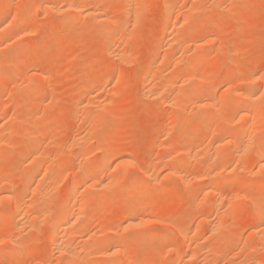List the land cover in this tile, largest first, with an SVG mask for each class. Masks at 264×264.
Returning a JSON list of instances; mask_svg holds the SVG:
<instances>
[{"label":"rangeland","instance_id":"rangeland-1","mask_svg":"<svg viewBox=\"0 0 264 264\" xmlns=\"http://www.w3.org/2000/svg\"><path fill=\"white\" fill-rule=\"evenodd\" d=\"M111 1H110L111 3L107 2L108 7L106 6L107 3L103 1H100L98 3L99 6L100 5L102 6V7L101 6L98 7L99 9L101 8L108 9L107 11L103 10V12L108 13L109 15L112 14L111 16L115 19V20L113 19V22L115 21L114 23L113 22L109 24L105 23L103 27L105 28V34L109 32L107 34L114 35L113 41L115 45L114 44L113 46L111 45V49L109 48V50H106V47L104 45L105 44L104 42L106 41H105V36L103 35L104 29L102 30V27H100L101 25L99 26L100 23L97 20L91 19L90 17H87V16H85V18L82 16L81 18V16L79 15H74L73 22L69 26H67L66 24L62 23L63 16L65 15L64 12L63 13L59 12L60 15L59 13H56V12H53V15L52 14L50 15L48 11H46L48 12L47 14L45 13L44 7H45L46 0H0V6L5 5V3L7 4L8 6L7 8H9L10 10L9 14H11L9 18L13 21L12 18L15 17L14 19L15 22L14 21H13L14 23L12 22L13 25L16 24V21L18 20L20 16L22 17V15L23 17H26L27 15L33 17L32 21L28 24L29 27L26 30L27 33H25L24 31L26 28L23 30L24 27L22 26L23 28L21 29V27L19 26L17 28H20L19 30L24 31V33H22L23 35L18 34L20 32L18 30L16 31L14 30V32H12L13 31L12 30L11 32H9L10 35L9 33H7L8 35L6 34L3 39L0 36V40L2 39L0 41L1 42L0 44H3V46L0 47V50H1L0 52L2 53L0 55H3V57L4 55L5 56L8 55L6 56V58L8 57L6 61L7 60L9 61L7 62L8 65L11 64V60H9L10 59L9 56L10 55L13 56V53H15L14 49L19 46L22 47L23 45L22 47L23 54L20 53L22 56L20 57L16 55L14 57L15 60L19 57L21 59L18 60L19 62L15 61L12 63V67L16 65V67H18L19 69L14 67L15 70H13L14 68L11 67L12 68L11 69L10 67H7L8 65H6V62L4 61L5 58L0 59V61L3 60L2 63L0 62V74H1L0 75V127L1 129L2 128L6 129V131L4 130L5 132H2L1 130V133H2L1 135L5 137L2 136L3 138L2 137L0 138V140L2 139V142L0 141V165H2V167L0 166V172H1L0 175L2 174V170H4L3 172H5V174H3V176L1 175L0 177V192L2 191V189L4 190L7 189V186H6L7 182H9L10 178L13 179L14 177L13 175H16V173L20 174V170H19L20 168H21L22 173L26 172L25 170H28L27 168H30V165H31L30 161H32L34 157L33 151H35L36 148L38 151L40 150L39 151L40 153H43L42 151H46L49 149L48 152H45L46 154L50 152V154H47L49 155L48 156L49 158L55 156L52 159H49L46 156L42 160L43 165L41 164V167H44L45 165H47V167L45 166L44 167L45 169L42 168L41 171L44 172L46 168H49V169L54 168L55 170H58L56 172L54 171L55 173L62 174V175L60 174V178L55 179L56 182H54V180L51 181V182H54V185H53L54 187L51 185L53 183L50 182L51 184H46L49 182L43 180V178L45 177L43 176L44 175L43 172H40V175L38 174L33 179H30L28 181L32 183V181L35 180L33 182L34 183L33 186H37L43 182L44 184H46L44 187H47V185H50L47 188L49 189L47 193L49 192L51 194H48L49 196L46 198H42V200L48 199L49 201V198L52 195V191L55 190L53 191L55 193V196L52 195L54 198L52 197V200L50 202V206L48 209L51 212V214L49 212L50 217L47 218L46 220L44 218H41V220L43 221L42 224H44V226L42 224L40 226L42 232L40 230L39 231L36 230V229H39L38 228L40 225L39 223L37 227L32 228L35 232L34 231L30 232L29 231L30 228L29 229L27 228V230L25 229L26 231L25 230L24 231L26 235L24 232L23 233L21 232L22 234L20 235V232L14 230V227L16 225L15 223L18 221L15 216L3 219L0 222V239L1 237H3V240L1 239L0 242L2 246L6 244L5 248L7 249L4 250L5 254H3L4 253L3 250H2V254L0 253V255L3 257L2 258L0 256V258H2L0 259V262L3 264H8L11 262V260L13 261L12 257L15 258L14 256H16V254L20 257L21 255L19 254L20 253L23 254L24 253L23 251H25V254H23L21 257L22 259L21 258L19 259V257L16 256V258L18 259L16 260L15 258V261H17L15 264H17L18 261L20 264H60V263L63 264L65 259L63 257H60L61 255L59 253L57 254L56 251H54L55 249H54V246H52L53 243L51 241V238L50 237L48 238V235H47L48 231L50 230L48 229L49 227L48 225L50 224L51 226L52 224L51 222L53 220L51 219V217L54 216V213L57 214L56 211L59 210L58 206L60 202L61 204L63 203L62 202L63 200L61 201L60 199H63V196L67 191L69 184L71 182L72 175H76V173L79 171L78 169H80L84 164H86L87 162L86 160H89V161L92 160L93 162L100 163L99 160H102L103 157H107L105 155V152H107V150H109V147H110V149L113 148L114 150L113 154H115L117 150L118 151L116 152L117 153L116 156L111 155L107 159L108 161L107 164L111 163V167L109 165L110 171L107 170L109 174H106L107 172H105V177L101 176L100 174L101 171L100 173H97V171L99 172V170H95V169L93 173L100 174L99 176H97L98 178L100 177L107 178L109 175H111L112 172L113 173L119 172L121 169V167L118 168L119 166H121L120 164L122 163L123 165L125 164V162L127 163L125 159L123 160V162L121 160L125 156L126 160H129V162L132 165L131 167V165L127 163V167L128 166L129 167L128 169L126 168L127 170H125L126 176H127L126 177L127 180L125 181L127 182L129 181V179L131 180L134 177L135 179L141 178L142 180L146 182L147 186L150 187L151 185L152 187V191L149 197V204H147L148 209H149L148 213L138 214L139 216L140 215L144 216L145 221L148 223L144 222V225H141V228H139L140 226L131 227L132 229L129 228V230H125L124 225L122 226L123 224V222H121L122 218L120 216L118 217L119 215L118 212H120L122 208L126 207V203L124 202L127 198L126 197L127 193H125L126 192L124 188L125 185L123 184L120 185L121 187L118 186V188H115L116 191L113 190L112 193H110L111 191L109 192L107 189H101V187L97 189L95 188V191L92 192V196L95 195L94 197L100 198V197H103L104 195L105 196L108 195L109 193L111 195L110 201L107 204H105L103 208L101 206L98 207L97 204H94L91 200L87 201L85 196L82 193H80L76 196L77 200L75 199V202L77 203L78 200L80 201V203L82 202L81 204L77 203L78 207H80L79 205H82L81 206L82 215L83 214L85 215V213H86V216H88L87 214L91 215L89 216V218L91 217V219L85 216L87 218V219L85 218V221H86V224L89 223V221L91 222L90 226L88 225L89 227L86 226V228H89L87 230L88 231L92 230V232L90 231L91 232L90 234L86 230H83V231H86L87 234H90L91 236L94 232H95L94 234H96V231L98 234V235L97 234L95 235V238H94V235L92 236V238L89 235V239H91L90 241L95 242V244L93 245L97 246V241H102L103 239L102 236H105V237L109 235L114 236V237L127 236V237L133 238V240L142 237L144 241L138 244H135L136 241H133V246L130 250L123 249L125 250L126 255H124V257L127 261V264L129 263L139 264V262L141 264H144L145 259H149V264H169V263L170 264H215V263L216 264H220V263L226 264L227 262H229V264H233L232 262H235L234 264H238V263L239 264H242V263L244 264H264V223L262 224V223L257 222V224L253 225V223H255V221L258 220L259 215H262L264 213V211H262L264 210V208H262L261 206L255 207L256 205L255 206L252 205L254 203H258L257 201H259L260 199L264 200V177L263 178L261 177V179H259L260 177L257 174V172L260 170V165L263 162L262 159H264V156H263L264 152L262 150L264 149L263 148L264 147V116L262 115L260 116L263 118L258 117V119L260 118L259 119L261 122L260 125L257 122L258 119L256 121V124L260 128L258 127L256 128L257 125L252 124L251 127L249 126L250 128L248 127L249 129L248 128L246 129L247 131L245 130L244 132L243 130H241L237 134L238 138L240 139L243 138V140H247L246 138H244L245 136L244 134H246L248 130H250V132H248L246 136L252 135L258 138L256 141H254L253 145L251 143L252 148H249L251 152L253 151L252 152L253 154L250 155L251 157H246V158L245 156L242 157V159L245 158L243 159L244 162L248 164H245L244 162L242 163V161H240L241 159L239 160L238 159L239 157L234 155L235 150L233 147H229L228 149V147L225 148L223 146V149H219L216 144V140L220 139L219 137L216 138L218 136L217 133H219L218 130L224 125L225 123L224 119H227V120L234 119L233 121H235V123H237L238 121V115L236 114L237 109L235 110L232 108L230 109L227 106H224L222 104V101L224 100L226 93L229 94L231 92L232 97H237V98L239 97L240 99L241 95L239 94H242V93H239V91L246 93L249 87V85L247 84L248 81L254 84H257V85L264 84L263 82L264 81V0H231V1L230 0L228 1L227 0H155V1L151 0V2L153 1L154 3L152 2L153 3L152 5H149L150 4L149 3L147 5L148 8L147 7L145 8L142 5L141 8L139 7L140 11L139 10L136 11V4L134 3L132 9H134L135 12L132 13L133 11L132 12H130V10L128 11L131 14H134L133 16L130 15L129 19H128L129 15L126 12L127 11L126 9L128 7L129 9H131L130 7L132 6V3L135 0L134 1L129 0V2L131 1L129 3L131 4L130 6L128 5L127 0H126L127 2H125V0L124 1L120 0V2L119 0L117 1L111 0ZM60 2H59V5H62L64 3V2L63 3L62 2L60 3ZM124 2L127 4H125ZM167 2L169 5H172L170 4L172 2L174 3L181 2L178 4L179 9L178 8L177 9L179 11L177 10L178 13L177 12L176 13L178 15L176 16V19L174 20L175 24L176 22L177 24L178 23L179 24L175 25L176 27L174 31L172 30V28L170 29L173 32L168 30L169 28L167 29V27H165V24L163 23L164 13L167 8L166 7ZM198 2H201V3L198 4ZM229 2L230 3L233 2L234 5L233 4L230 5ZM222 3H224L225 6L227 5L226 7L228 8L224 7V5H222L221 7ZM17 7L20 9L21 12H19ZM198 7L199 9H197ZM29 8L31 11L32 10L34 11L31 12ZM109 8L111 9L110 13H109V10H110ZM15 10H17L16 13L18 14L24 13L25 16L24 14L22 15L19 14L20 16L16 14V16H18L16 18V16H14L13 14ZM42 10H43V14L45 13V15L42 14ZM28 11H29V14L27 13ZM35 11H36V14H35ZM37 14H38V18H37ZM125 14H127L128 16ZM49 16H52V17H49ZM182 16L184 18H182ZM134 17L135 19H133ZM11 20L9 22H11ZM36 20H38V22H35ZM126 23L128 24L127 25L128 27L124 26ZM114 24L117 26L116 28L117 31L115 30ZM117 24H120V25H117ZM28 25H26V27ZM129 25L131 28L129 27ZM134 25H136V27ZM108 26L111 28L109 29ZM163 27L166 28L167 30L163 29ZM118 30L120 31L118 32ZM134 30H136V32ZM176 31H179V32H176ZM169 33L170 34L174 33L176 35L177 33H179L178 35L182 33L183 36L180 35L179 38L181 37L180 39L184 40V42L180 40L179 44L177 42L176 45H174L175 44L174 43L172 47L169 46L168 48V46L164 43V41H166L165 40L166 37H164V35L166 34L167 36ZM25 34H27L28 36L26 35L27 36L26 37ZM6 36L10 37L9 38L10 42L8 40V37ZM25 38H27L28 40ZM21 39H23L22 42H21ZM11 44L13 45L11 46ZM162 44H163V47H161ZM177 44L178 46L180 45V47H178ZM119 48H121L120 49L122 50L121 52L125 50L124 52H126V54L127 53L129 54V55L128 54L126 55L123 52V54H125V63L123 61L122 62L118 61L114 57V54L117 52V50L120 51ZM3 49L7 52V54L5 53V51L2 52ZM198 49L200 53L198 52ZM105 52H107L108 54ZM166 52H167V55L169 54L168 56L166 55ZM200 55L204 57L202 61L199 59L195 61L194 58ZM163 56L166 57L167 59H165ZM161 58L162 60L163 59L165 60L161 62ZM181 58H182L181 61H183L184 58L187 59L186 60L187 62L190 61L191 63L190 68H187V70L185 69L186 71H184V69L181 71L182 69L181 68L179 72H176L178 71V69L174 68L176 67L174 66V64H176L175 61H178V59L180 60ZM154 60L155 61L158 60L159 62L158 61L155 62ZM12 61L14 60L12 59ZM171 62L172 63L175 62V63L172 64ZM166 64L168 65V67L163 68L164 69L163 70L162 67H166ZM184 64H185V61H184ZM150 65H152L154 69L150 70L149 74L151 76L148 75L149 77L148 78L146 77V82L144 81L143 83V79L145 80L144 78L145 76L143 77L144 75L143 73L146 70V68L147 69L152 68V66L150 67ZM160 67H161V70L159 69ZM6 68H10V72H11V73L9 72L10 74L8 73L9 69L7 70ZM157 69L158 71L163 70L162 72H160V75L158 76L159 80L161 81L156 80L157 78L156 72H158ZM16 70H18V72ZM19 70L20 72L22 73L24 72L25 74L22 76ZM15 71L16 73H14ZM27 71L31 73L29 74L30 77L29 76L26 77L27 81H25L23 77L26 74H28L26 73ZM182 72L183 74H181ZM2 73L4 74L2 75ZM17 73H19V75ZM161 73L168 75L169 77L170 75L172 76V74L174 73H175L174 75H176V76L173 75L174 77L179 78L181 76L180 77L181 80L179 79L180 82L179 80H176L179 82V84L177 83L179 85V88L177 89L176 93L184 89L185 85L184 83L181 82L183 80L186 81L185 84H188L187 80L190 81L191 82L190 86H192V88L201 87V86L206 88V86H209L211 89L210 92H208L209 94L205 93L202 96H204L205 98H209L210 96H212L210 100H207L204 97H201L199 92L198 94L200 95V99L202 100L204 99L203 100L204 103H209V102L211 104L217 103V106L213 104L214 107L212 105L210 107L208 106L201 107V108H206V109L209 108L207 110L201 109V108L196 109V107L194 106L195 104L194 102H193L194 104L192 105V101L194 99L190 100L189 96H192L193 94L192 90L195 91L194 94H196L197 92L195 88L191 90V87H188V85L186 89H187V92H189V96H188L189 100L188 98H185L184 97L185 95H184L183 96L184 101L185 99H187V103L182 100L184 104L183 102L179 104L181 100L180 99L181 96L179 95L178 97V94L176 95V93L174 95L173 93L174 89L172 90V92L170 90L166 91V94L163 92L162 94H160V96H155V97L149 96L148 92H146L147 91L146 89H148L149 86L157 84L158 83L157 81L163 82L165 79H167L168 76H166L164 80H162L163 78L160 79V77L165 76ZM192 73L196 77L193 76ZM120 75L122 78L120 77ZM183 75H187V77L186 76L184 77ZM256 75L258 77H256ZM189 76L194 77V78L193 77L190 78L192 79L193 82L189 79ZM43 77H44V80H43ZM107 77H109L108 79L109 81L107 80ZM150 77H153V78H150ZM118 78L122 79L123 81L119 80ZM226 79L228 82L226 81ZM258 79H260L262 82L260 83V80ZM118 80L120 82L122 81L121 84L117 83ZM169 80L175 81V79H171V78ZM35 81L36 83H34ZM38 81L40 85L37 84ZM43 81L45 82L42 84ZM151 81L153 82L151 83ZM200 82L201 83L203 82V84H201ZM29 83H32V84L28 86ZM33 83L41 87V93L39 94V97L35 105L33 107H29V105H27L28 100L25 98V95H27L28 93L27 89H29L31 85H34ZM193 83L195 84V86ZM252 83H249V84H252ZM144 84L145 85L148 84L149 86L146 85L148 87H145ZM161 84L158 83L157 85L158 87H156V89L160 88L159 90L160 92H162ZM95 85L98 87V89ZM229 86H231V88ZM92 87H93V90H92ZM89 88L92 90L91 95L89 92ZM186 89L184 90L186 91ZM227 89H229L230 92ZM187 92H185V94ZM234 93L236 94L238 93V95H234ZM164 94H165V97H164ZM167 94L171 95L170 99L172 103L175 104V107L174 106L172 107L170 105L168 106L167 103H165L166 101L162 100V99L166 100V98H168ZM172 95L176 97H173ZM93 96L96 97L100 102ZM85 97H89V99L91 97L94 98L95 104L93 106V110H95V113H94L95 115L92 114L93 112L90 114L83 115V111L80 108L81 104L79 103L83 99H85ZM198 97L199 96L197 95V98ZM176 98L180 99V100L178 99L179 100L178 105H181V107H179L177 103L174 102V99L177 100ZM89 99L86 98L85 100L89 101ZM213 100H217V102L216 101L211 102ZM101 101L102 102L104 101V103H102ZM103 104L104 106H102ZM99 106L102 107L103 110H101ZM215 106L217 107V109L215 108ZM108 108L110 111L107 110L106 112L109 116L105 114L106 113L105 110ZM201 110H203V112ZM96 113L100 115L97 114L96 116ZM91 114L93 115L91 117H95L93 118L94 122H91L92 119L90 120ZM40 115L42 116L40 117ZM31 116L34 117L33 120L36 117L39 118L40 121L38 120V123L40 122V124L38 125V127H36L37 124H35V122L37 123V120L33 121L31 119L32 118ZM83 116L85 117L88 116L90 118H87L86 120L84 118L83 120ZM102 118L105 120L103 121ZM30 119L34 122L33 125H35V127L38 129V132L39 130L44 131L45 129L49 128L46 130L47 133L48 132H52V133L51 134L48 133L47 135H45V137H40L38 140L37 138H35L36 137L35 136L34 137L35 139L32 141V143L27 142L29 141L27 139L28 138L27 135L29 136L31 133L34 132V130L31 133L30 131L32 130H29L30 134L18 133L19 135H22V136H19L16 132L18 129L21 130L20 127L22 128L24 127V129L21 130V132L27 129L25 125L27 122H30ZM203 120L206 121L205 124H202V122L204 123ZM86 121H89V122L87 123ZM101 121H103V123ZM90 123L92 124L89 125ZM173 124L178 125L179 128L181 125L182 127L180 129H178V127L174 129L173 127L175 126H173ZM192 124H194V126ZM210 124H212V126ZM89 126L93 128L91 129V127ZM253 126L254 128H256V130L254 128L252 129ZM35 127L33 128L35 129ZM204 127L205 128L208 127L207 130L210 133H208ZM15 128H17V130H15ZM42 128H45V129L41 130ZM198 128L200 129L202 128L203 129L202 132H205V133H201V130ZM169 129L170 130L174 129L175 135L173 134L172 136L170 137L167 136V138H165L166 131L167 130L170 131ZM11 130L12 132L14 130L16 134L11 133ZM176 130H177V133H176ZM181 130H183V132L185 133L184 136L182 137H181V134H183V132ZM254 130L255 132H253ZM194 132H196V134ZM251 132H253L254 135ZM186 134L191 135L190 139L187 138L189 136H186ZM202 134H204L205 136ZM200 135L202 137H200ZM220 135L222 134L219 133V136ZM24 136H26L25 139H24ZM85 136H87L85 139H86V143L88 144H85L87 145V148H84V149L87 150L86 151L87 153L85 152L86 155L84 153L83 156H78L79 152L76 151L77 146H75L76 144L75 141L77 142L79 138H84ZM9 138L12 140H10ZM4 139L6 140L8 139L7 142L4 143V141H6ZM15 139L16 141L14 142ZM23 139L25 141H23ZM73 139L75 140L74 146H72ZM13 142L15 144H12ZM77 145H78V142H77ZM185 145L186 146L189 145L188 147L190 149L193 148L190 146L195 145L194 148H196V150L197 149L201 150V154H199V156L204 154L202 158L203 157L205 158L202 159L197 154L196 155L193 154V158H196V159H193L192 157H191L192 160L182 159L179 154L184 151L182 149H183V146L185 147ZM181 147L182 149H180ZM73 148H76V150H74ZM105 148L107 149L105 150ZM194 148L193 150H195ZM260 148L263 154L261 152L257 153L258 151H260ZM179 149L181 151H178ZM37 150L35 152H37ZM78 150L80 151L81 148ZM195 151L193 153H195ZM32 152L33 154H31ZM218 152L223 153V154H226V153L228 154V157H226L227 158L226 161L225 162L222 161V163L220 164L222 165L221 166L222 168L233 166L231 167V169H233L235 168L234 167L235 165L236 167H238L237 168L238 171L236 169L234 170L233 173H228L224 171L223 173L219 175V179H220L221 185L224 190L222 192L224 193L223 196H220L221 200L226 199L228 203V201L230 200V196L231 195L233 196V193L237 197L239 195V197L238 198L236 197V200L235 198L232 200L233 204H230V205L226 204L225 205L226 208L224 207L225 209L220 208V212H218L217 214L216 213L217 211H211L209 206H207L206 202L210 201L211 199L210 197L207 199L206 202L204 201L205 203L201 201L203 198L201 195V189L210 180L209 177H206V175L207 176L209 175L208 173L213 167L211 162L215 161L214 157L216 154H218ZM118 153H120L121 155L118 156ZM260 153L262 154L263 157L261 156ZM29 154L33 156H30ZM229 154L231 155L229 156ZM28 157L29 158L31 157L30 161L29 159L27 161ZM69 158L70 159L72 158L74 160V165H76V167H74V165L71 164V161L69 160ZM206 158L208 159L206 160ZM176 159L177 160L179 159L178 162ZM210 159H212V161ZM236 159L237 161L241 162L243 165L237 162ZM119 160L121 161V163ZM208 161L210 163H208ZM28 162L30 165L28 164ZM226 162L228 166H226L227 165ZM235 162L237 163L235 164ZM48 163L50 165H48ZM209 164L210 166L211 165L212 166L209 167ZM230 164H233V165H230ZM244 164L246 166H244ZM5 165H6V168H5ZM240 165L241 167L244 166L247 168V171L245 172V174L244 173L242 175L240 174L239 172L241 171V169H239ZM116 166L118 167L116 168ZM150 168L151 170L152 169L155 170L154 172L155 176L153 175L152 178H148L146 177L147 175H145V173L148 171L147 169L150 170ZM169 168L170 169L172 168L171 171H174V169L175 171L176 170L179 171V169L180 171L188 170L189 174L191 172V175H190L191 179H192L193 174L197 176L196 178L193 175V180H192L194 181V183L195 182L197 183V184L195 183V186H196L195 192L197 194L196 193L194 194L196 199L188 195L195 202L193 200H190L191 202L187 201L189 200V197L186 200L187 198L186 193L187 194L191 193L190 188L183 186V184L179 180L177 181V179H175L174 177L168 178L165 176V173H163L164 172L163 170H166V172L167 171L170 172ZM248 169L250 170L249 172H248ZM121 170L123 171L124 168ZM223 170H226V168H224ZM223 170L221 169L219 171H223ZM73 171L75 174H73ZM22 173L20 174V176L14 177L16 179L15 183L16 185L19 184L18 185L19 187H17L18 189L13 188L12 190L9 191L10 193L9 195L13 197H15L16 194L19 193V191L20 193H23L22 188L26 186V185L24 186L25 183L23 182L24 178H22V175H23ZM95 175L93 178H97ZM155 177L158 180L156 179L154 180ZM40 178L41 180H43V182L42 181L40 182L39 180ZM6 179L8 180L5 181ZM51 179H54V177ZM51 179H49V181ZM91 180L93 182L96 179L91 178L90 181ZM236 181L239 182L238 185H235ZM55 183H57L58 185H56ZM253 183H254V186L252 185ZM33 186L31 187L33 188ZM42 186L43 185H39L38 189L41 188V189H45L46 191L47 189L43 188ZM49 187H51V189ZM52 187L54 188L53 190H52ZM177 190H178V193L180 194L179 196H178ZM31 191L32 190L29 191L30 194L26 195L30 197H26L25 199V202H26L25 204H27L25 206V209L26 211L28 209V211L27 212L25 211V212L27 214L31 213L32 210H34L35 206L38 204L39 201H41L40 198L42 197V196H39V194L35 192L36 194L34 195L35 196L37 195L36 197L38 196L40 197L38 198L40 199L38 201V199L35 198V196L33 195V192L31 193ZM57 191L59 192V196L56 195L58 194ZM26 193L24 191V195ZM182 193L184 194V196ZM61 194L63 196H60ZM225 194L227 195L225 196ZM32 195L34 196L35 201L37 202V204L34 206H32L33 204H35L33 203L35 201H34V198H32ZM81 199L83 200L81 201ZM142 199L143 198L141 196H137L135 197L134 200L135 201L137 200V202H139ZM55 200H59V202ZM44 201L45 200H43L41 203L44 204L43 203ZM85 201L87 202V204H84ZM8 202L9 201L7 200H2L0 202V210L8 209L7 206L10 205L11 208H9V210H12L11 212L14 213L13 212L14 210L12 209V203L11 202L8 203ZM53 202L54 204H52ZM41 206H45V204L41 205L39 203L37 205L39 211L36 212L37 210L36 209L34 210L36 213L35 214L31 213V214L39 215L38 212L45 211V209L42 208ZM223 206L224 205H222L221 207ZM52 207L54 210L57 208L56 211H54ZM40 208H42L41 211H40ZM87 208H89L88 209L89 211L87 210ZM84 211L86 212L84 213ZM222 211L224 214L222 213L219 215V213H221ZM92 217L93 218L95 217V219H92ZM53 218L55 220V217ZM147 219L148 220L150 219L149 220L150 222ZM49 220L51 222H48ZM186 220H188L189 222H187ZM214 221L219 222L216 225H218L221 228V229L219 227L217 228V231L221 230L220 232L222 234L219 232L221 236L219 234L218 235L216 234L217 237H215V235L213 236L211 233L209 235V232H207L208 234L205 233L204 234L205 236H203V233L200 234L201 232H199V235L197 234L198 232L196 231L197 229L196 227H198L201 224L203 225L202 227L206 229L209 223L213 222L215 224ZM175 222H177V224L179 222V224L176 225ZM45 224L47 225V227L45 226ZM53 224L52 226H54ZM219 224L222 226H220ZM180 228L183 231H187L189 233L187 236V239L184 238L183 235L181 234ZM256 228L259 230L257 231ZM104 229L107 231V233L104 231ZM141 229H142V232H141ZM191 229H194V231H191ZM128 231H129V234H128ZM9 233L12 236L15 235L14 237L15 239L11 237ZM37 233L38 235L40 234V236L41 235L42 236L41 237L38 236ZM101 233H103V235ZM258 233L261 234L262 236L258 235ZM78 234L81 235V233H78ZM84 234L86 235V238H88V235L86 233ZM151 234L152 236L158 235L160 237L168 236L169 234H171L170 242L168 241L164 242L162 238L161 240H152L150 236ZM79 235L76 234L77 240L75 241V245L77 246V243L79 241L78 248H81V250L83 248V250H85L86 248L84 249V247H88L86 242H88L89 239L86 240V238H84L85 236L80 237ZM172 235H174L175 238L174 236L172 237ZM16 236L20 239L18 240ZM20 236L21 237L23 236V237L21 238ZM147 236H149V238H147ZM211 236L215 238L212 237L211 239ZM8 238L13 239V241L16 240L19 243V245H23L24 247L27 245L28 246L24 248L25 250L21 249L23 250L21 252L18 247L19 245L12 243V241L10 242V239ZM76 238L69 237L67 238V240L69 239L71 241V239L75 240ZM82 238H84L85 241ZM81 240L84 242H82ZM90 241L88 242L89 247L87 249L88 250L87 256L84 258V263L85 264H95L94 262L96 263L100 262L101 264L104 262L106 263L107 261L106 260L104 261V259H106L105 256H101L103 255L102 253L98 254L99 252H101V251L98 252V247H94V249H96L97 252L94 249L90 251L89 248H90V245L92 244L90 243ZM1 245L0 247H2ZM8 246L10 249H8ZM93 250L97 254L94 253ZM89 251L92 252L93 254L89 255L90 254ZM10 252L11 254H9ZM187 252H192V253L196 252L195 254L193 253L195 258H193L191 262L187 261L185 258L186 254H188ZM122 253H124V251H122ZM62 259L64 260L63 262H61ZM249 260H251L250 263H249Z\"/></svg>","mask_w":264,"mask_h":264},{"label":"bare ground","instance_id":"bare-ground-1","mask_svg":"<svg viewBox=\"0 0 264 264\" xmlns=\"http://www.w3.org/2000/svg\"><path fill=\"white\" fill-rule=\"evenodd\" d=\"M64 2L62 5H59V2ZM100 1H103V2H105V3H109L111 0H46V3H45V7H44V9H45V13L47 14L48 12H49V14L51 15H53V12H56V13H63L64 12V16H63V19H62V23L63 24H66L67 26H69L72 22H73V16L74 15H79V16H81V18H82V16L85 18V16H87V17H90L91 19H94V20H97L100 24H99V26L100 27H102V30H103V32H104V36H105V41L106 42H104L105 44V47H106V50H109V48L111 49V45L113 46V44H114V35H112V34H107V33H109V32H107L106 34H105V28H103L104 27V25H105V23H111V22H113V17L111 16V15H109L108 13H105V12H103V10L105 11H107L108 9H99L98 7H100L99 5H98V3L100 2ZM114 1V0H113ZM117 1V0H116ZM124 1V0H123ZM128 1V5L130 6L131 4H129L130 2H129V0H127ZM126 0H125V2H127ZM134 1V0H133ZM155 1V0H154ZM228 1V0H227ZM226 1V2H227ZM231 1V0H230ZM60 2V3H61ZM112 2V1H111ZM110 2V3H111ZM119 2H120V0H119ZM124 2V3H125ZM153 2V1H152ZM151 2V0H135L133 3H132V6L130 7L131 9H129V7L126 9L127 11V14L129 15H127V14H125V15H127L128 16V19L130 18V15H134V14H131L130 12H132V13H134L135 11H134V9H132L133 8V4L135 3L136 4V11H138L140 8H141V6L143 5V7H147V5L149 4V5H152L153 3ZM178 2V1H177ZM174 3V2H172V3H170V4H172V5H169L168 4V2H167V5H166V10H165V13H164V21H163V23L165 24V27H167V29L168 30H170L171 28H172V30L174 31L175 30V25L177 24V22H176V24L174 23V20L176 19V16L178 15L177 13V10L179 9V3H181V2H179V3ZM234 2V1H233ZM230 3V5L231 4H233L234 5V3ZM108 3L106 4V6L108 7ZM174 3V4H173ZM201 2H198V4H200ZM125 4H127V3H125ZM226 4V3H225ZM196 5H197V3H196ZM222 5H224V3H222L221 4V7H222ZM229 5V6H230ZM44 6V5H43ZM106 6H104V7H106ZM181 6V5H180ZM198 6H200V5H198ZM219 6H220V4H219ZM227 6V5H226ZM225 5H224V7H226ZM8 6H7V4L5 3V5H3V6H0V36H1V38L3 39L4 37H5V35L7 34V33H9V32H11L12 30V32H14V30L16 31V30H18V31H22L21 33L19 32H17L18 34H22V33H24V31H25V33H27L26 32V30H27V28L29 27V23L32 21V18L33 17H31V16H29V15H27L26 17H23V15L22 14H24V13H22V14H20V15H22V17L18 14V13H16L17 12V10H15L14 12H13V14H14V16H16V14L18 15V16H20L19 18H18V20L16 21V24H14L13 25V23L15 22V17L14 18H12L13 19V21L9 18V16H11V14H9V8H7ZM19 7V6H18ZM17 7V8H18ZM102 7V6H101ZM140 7V8H139ZM195 7V6H194ZM135 8V7H134ZM148 8V7H147ZM178 8V9H177ZM226 8H228V7H226ZM225 8V9H226ZM34 9V8H33ZM110 9V8H109ZM197 9H199V7L197 8ZM14 10V9H13ZM12 10V11H13ZM18 10H19V12H21L20 11V9L18 8ZM29 10H30V8H29ZM130 10V12H128ZM142 10V9H141ZM222 10V9H221ZM31 11V10H30ZM32 11H34V10H32ZM31 11V12H32ZM37 11V10H36ZM36 11H35V14H36ZM46 11H48V12H46ZM102 11V12H101ZM140 11V10H139ZM179 11V10H178ZM181 11V10H180ZM223 11V10H222ZM221 11V12H222ZM40 12V11H39ZM51 12V13H50ZM111 12V9L109 10V13ZM177 12V13H176ZM12 13V12H11ZM28 14H29V11L27 12ZM38 13V12H37ZM45 13L43 14V10H42V14L43 15H45ZM60 13H59V15H60ZM138 13V12H137ZM186 13H188V12H186ZM136 14V13H135ZM139 15V14H138ZM18 16H16V18L18 17ZM24 16H25V14H24ZM29 16V17H28ZM109 16H111V17H109ZM126 16V17H127ZM131 16V17H132ZM186 16H187V14H186ZM49 17H52V16H49ZM86 17V18H87ZM135 17H137V16H135ZM135 17L133 18V19H135ZM180 17V16H179ZM184 17H185V15H184ZM183 16H182V18H184ZM37 18H38V14H37ZM62 18V17H61ZM178 18V17H177ZM11 20V22H9L10 20ZM51 19V18H50ZM88 19V18H87ZM180 19V18H179ZM187 19H189V18H187ZM186 19V20H187ZM54 20V19H53ZM115 20V19H114ZM132 20V19H131ZM178 20V19H177ZM82 21V20H81ZM179 21V20H178ZM13 22V23H12ZM35 22H38V20H36ZM51 22V21H50ZM115 22V21H114ZM113 22V23H114ZM135 23V22H134ZM162 23V24H163ZM20 24V25H19ZM53 24V23H52ZM129 24H130V22H129ZM133 24V23H132ZM137 24V23H136ZM179 24V23H178ZM177 24V25H178ZM26 25H28L27 27H26ZM57 25V24H56ZM103 25V26H102ZM115 25V24H114ZM117 25H120V24H117ZM128 24L126 23L124 26H127ZM21 27V29L23 28V30H19L20 28H17V27ZM23 26V27H22ZM53 26V25H52ZM63 26V25H62ZM66 26V27H67ZM110 26H112V25H110ZM135 27H136V25H134ZM109 27V26H108ZM107 27V28H108ZM122 27V26H121ZM128 27V26H127ZM129 27H130V25H129ZM68 28V27H67ZM94 28V27H93ZM106 28V29H107ZM111 27H109V29H110ZM117 26L115 25V30L117 31ZM119 28V27H118ZM131 28V27H130ZM134 28V27H133ZM180 28V27H179ZM71 29V28H70ZM163 29H165V30H167L166 28H164L163 27ZM177 29V28H176ZM183 29V28H182ZM185 29V28H184ZM189 29H191V28H189ZM194 29V28H193ZM67 30V29H66ZM178 30V29H177ZM54 31V30H53ZM108 31V30H107ZM113 31H114V29H113ZM120 30H118V32H119ZM126 31V30H125ZM135 32H136V30H134ZM171 31V30H170ZM173 31H171V32H173ZM182 31V30H181ZM130 32V31H129ZM168 32V31H167ZM167 32H166V34H167ZM176 32H179V31H176ZM175 32V33H176ZM192 32V31H191ZM28 33H29V31H28ZM50 33V32H49ZM131 33V32H130ZM133 33V32H132ZM182 33H184V32H182ZM182 33H180V35H182L183 36V34ZM189 33V32H188ZM12 34V33H11ZM116 34V33H115ZM166 34L164 35V37H166V41H164V43L168 46V48H169V46H171L172 47V45L174 44V45H176V43L178 42V44H179V41L180 40H182V39H180L179 38V36L180 35H178L179 33H177V35L176 34H174V33H172V34H168L167 36H166ZM8 35V34H7ZM9 35H10V33H9ZM23 35V34H22ZM27 34H25V36H26ZM49 35H51V34H49ZM53 35H54V33H53ZM19 36V35H18ZM21 36V35H20ZM28 36V35H27ZM26 36V37H27ZM103 36V37H104ZM6 37H8V40H9V42H10V37L9 36H6ZM100 37V36H99ZM102 37V36H101ZM23 38H24V36H23ZM116 38V37H115ZM183 38V37H182ZM1 39V40H2ZM25 39H27V38H25ZM24 39V40H25ZM179 39V40H178ZM0 40V41H1ZM22 40L23 39H21V42H22ZM28 40V39H27ZM26 40V41H27ZM126 40H127V38H126ZM6 41V40H5ZM113 41V42H112ZM131 41H133V40H131ZM131 41H129V42H131ZM211 41H213V40H211ZM3 42V41H2ZM25 42V41H24ZM29 42V41H28ZM125 42V41H124ZM163 42V41H162ZM167 42V43H166ZM182 42H184V40H182ZM1 43V42H0ZM127 43V42H126ZM125 43V44H126ZM16 44V43H15ZM21 44V43H20ZM26 44V43H25ZM29 44V43H28ZM178 44H177V46H178ZM184 44V43H183ZM13 44H11V46H12ZM115 45V44H114ZM199 45V44H198ZM1 46H3V44H0V47ZM6 46H7V44H6ZM25 46V45H24ZM183 46V45H182ZM22 47H23V45H22ZM22 47L21 46H19V47H17V48H15L14 49V51H15V53H13V51H12V53H13V56H9V60H11V64H9L8 65V63L7 62H9L8 60L6 61V59H8V57L6 58V56H8V55H4V57H3V55H0L1 57H0V59L2 58V59H4V61L6 62V65H8L7 67H12V63L13 62H19L18 60H20L21 58V54L20 53H22L23 54V50H22ZM126 47V46H125ZM161 47H163V44H162V46ZM170 47V48H171ZM174 47V46H173ZM178 47H180V45L178 46ZM28 49V48H27ZM121 48H119V50H120ZM122 49H124V48H122ZM125 49H127V48H125ZM161 49V48H160ZM166 49H167V47H166ZM206 49V48H205ZM159 50V49H158ZM1 51V50H0ZM3 51H5L4 49L2 50V52ZM8 51V50H7ZM111 51V50H110ZM122 50H120V51H118L117 50V52L114 54L113 52V54H114V57H115V59H117L118 61H120V62H124L125 63V54H126V52H124L125 54H123V52H121ZM202 51V50H201ZM203 51H204V49H203ZM25 52V51H24ZM161 52V51H160ZM164 52V51H163ZM162 52V53H163ZM198 52L200 53V51H199V49H198ZM5 53L7 54V52L5 51ZM12 53H10V54H12ZM27 53H28V51H27ZM105 53H107V52H105ZM169 53V52H168ZM0 54H2L1 52H0ZM108 54V53H107ZM128 54V53H127ZM126 54V55H127ZM155 54V53H154ZM153 54V55H154ZM192 54V53H191ZM16 55H18V56H20L19 58H17L16 60H15V56ZM110 55V54H109ZM112 55V54H111ZM129 55V54H128ZM163 55V54H162ZM161 55V56H162ZM166 55H167V52H166ZM169 55V54H168ZM167 55V56H168ZM190 55V54H189ZM198 55V54H197ZM24 56V55H23ZM160 56V55H159ZM13 57V58H12ZM164 57V56H163ZM188 57V56H187ZM165 59H167L166 57H164ZM204 57L202 56V55H200V56H198V57H196V58H194L195 59V61H197V59H199V60H201L202 61V59H203ZM12 59L14 60V61H12ZM165 59H163L162 60V58H161V62H163ZM191 59V58H190ZM174 60V59H173ZM182 60V58L179 60L178 59V61H175L176 62V64H174V66H176V67H174V68H177L178 69V71H176V72H179V70L181 69V71L184 69V71H186L187 70V68H190V61H186L187 59H185L184 58V60L183 61H181ZM198 60V61H199ZM127 61V60H126ZM155 61V60H154ZM158 60H156L155 62H157ZM179 61H181V62H179ZM184 61H185V64H184ZM1 63L3 62V60H1L0 61ZM4 62V63H5ZM159 62V61H158ZM169 62V61H168ZM175 62H173V63H175ZM178 62V63H177ZM3 63V64H4ZM118 63V62H117ZM172 63V62H171ZM170 63V64H171ZM172 63V64H173ZM198 63V62H197ZM196 63V64H197ZM204 63V62H203ZM202 63V64H203ZM120 64V63H119ZM154 64V63H153ZM152 64V65H153ZM194 64V63H193ZM199 64V63H198ZM122 65V64H121ZM152 65H150V67L152 66ZM156 65H157V63H156ZM3 66V65H2ZM154 66V65H153ZM152 66V68H146V70L144 71V75H143V77L145 78V80L143 79V83H144V81L146 82V77L148 78L149 76H151L150 74H149V72H150V70L152 69H154V67ZM161 66V65H160ZM169 66H171V65H169ZM173 66V65H172ZM185 66V67H184ZM186 66H188V67H186ZM14 67H16V65H14ZM14 67H12V68H14ZM149 67V66H148ZM157 67H158V65H157ZM168 67V65L166 64V67H162V69L163 68H167ZM184 67V68H183ZM192 67V66H191ZM10 68H6L7 70L9 69V71H8V73L10 72ZM11 68V69H12ZM17 69H19L18 67H16ZM5 69V68H4ZM160 70H161V67L159 68ZM169 69V68H168ZM171 69V68H170ZM186 69V70H185ZM13 70H15V68L13 69ZM119 70H120V68H119ZM158 71V69H157V71L159 72H156V76H157V78H156V80H159V78H158V76L160 75V72H162V71ZM175 70V69H174ZM6 71V70H5ZM17 72H18V70H16ZM16 71L14 72V73H16ZM29 71V70H28ZM26 72V73H28V74H26L23 78L25 79V81H27L26 80V77H28L29 76V74L31 73H29V72ZM118 71V70H117ZM4 72V71H3ZM7 72V71H6ZM19 72H20V70H19ZM261 72V71H260ZM11 73V72H10ZM9 73V74H10ZM13 73V72H12ZM48 73V72H47ZM151 73H152V71H151ZM258 73V72H257ZM4 73H2V75H3ZM18 75H19V73H17ZM20 74L23 76L25 73L23 72H20ZM33 74V73H32ZM118 74H119V72H118ZM161 74H163V73H161ZM175 74V73H174ZM174 74H172V76L170 75V77L168 76V75H165V74H163V75H165V76H162V77H160V79H162V80H164L165 78H166V76H168L167 77V79H165L163 82H159V81H161V80H159V81H157L159 84H161V83H163V84H161V86H159V87H161V89H162V92H160L159 90H160V88H158V89H156V87H158L157 85H158V83L157 84H155V85H152V86H149L148 84H146V85H148V86H146L145 84V87H148V89H146L147 91L146 92H148V94H149V96H152V97H155V96H160V94H162L163 92L166 94V91H168V90H170L171 92H172V90L174 89V95H175V93H176V91H177V89L179 88V82H180V77L178 78V77H174V76H176V75H174ZM178 74V73H177ZM181 74H183V72L181 73ZM190 74V73H189ZM188 74V75H189ZM1 75V74H0ZM48 75V74H47ZM117 75V74H116ZM149 75V76H148ZM174 75V76H173ZM192 75L193 76H195L193 73H192ZM263 75V74H262ZM22 76H20V77H22ZM41 76V75H40ZM111 76V75H110ZM184 77L186 76L187 77V75H183ZM193 76H189V79L190 78H192ZM231 76V75H230ZM230 76H229V78H230ZM30 77V76H29ZM35 77V76H34ZM37 77H38V75H37ZM42 77V76H41ZM48 77V76H47ZM120 77H121V75H120ZM119 77V78H120ZM184 77H183V79H184ZM196 77V76H195ZM228 77V76H227ZM256 77H258L257 75H256ZM261 77V76H260ZM118 78V79H119ZM122 78V77H121ZM150 78H153V77H150ZM149 78V79H150ZM171 78V79H175V81L174 80H169V79ZM176 78H178V79H176ZM194 78V77H193ZM233 78V77H232ZM255 78V77H254ZM263 78V77H262ZM109 79V77H107V80ZM180 79V80H179ZM186 79V78H185ZM196 79V78H195ZM21 80H23V79H21ZM36 80H38V79H36ZM43 80H44V77H43ZM102 80H103V78H102ZM117 80V79H116ZM119 80H122V79H119ZM118 80V82L117 83H120L121 84V82L123 81H119ZM176 80H179V82L178 81H176ZM191 81H192V79H190ZM230 80H232V79H230ZM258 80H260V79H258ZM29 81V80H28ZM109 81V80H108ZM148 81H150V80H148ZM155 81V80H154ZM184 81V80H183ZM181 81L182 83H184V85H185V87H184V89H186V87H187V85H188V87H191V90L192 89H194L195 88V90H196V94L199 96L198 98H197V95L196 94H194L195 93V91H193L192 90V92H193V94L192 93H190V94H192V96H189V92H187V89H186V91L183 89V90H180L179 92H177L176 93V95L178 94V97H179V95L182 97H180V102H179V104L180 103H182L183 101H184V99H183V96L185 97V98H188V96H189V98H190V100H193L192 101V105L194 104V106L196 107V109L197 108H201V107H204V106H208V107H210L211 105L214 107V105L213 104H215V103H204V99L202 100V99H200V95H201V97H204V96H202V95H204L205 93H208V92H210V87L209 86H206V88H204V87H194V88H192V86H190V84H191V82L190 81H188L187 80V82H188V84H185L186 83V81ZM196 81V80H195ZM226 81H227V79H226ZM30 82V81H29ZM32 82V81H31ZM45 81H43L42 82V84L44 83ZM153 81H151V83H152ZM193 82V81H192ZM228 82V81H227ZM259 82V81H258ZM262 81L260 80V83H261ZM264 82V81H263ZM34 83H36V81L34 82ZM33 83V84H34ZM100 83V82H99ZM99 83H98V85H99ZM149 83V82H148ZM155 83V82H154ZM178 83V84H177ZM181 83V84H182ZM197 83V82H196ZM201 83V82H200ZM249 83H252V82H250V81H248V85H249V87H248V89H247V91H246V93H244V92H240L239 91V93H242V94H239V95H241V98L239 99V97L237 98V97H232V94H231V92L229 91V89H227L230 93V95L229 94H227L226 92V95H225V98H224V100L222 101V104L224 105V106H227L228 108H232V109H237L236 110V114L238 115V121H237V123H235V121H233L234 119H224L225 120V123H224V125L218 130V132L219 133H221L222 135H220V136H222V137H220L219 136V133H217V137L216 138H220V139H217L216 140V144H217V147L219 148V149H223V146L226 148V147H228V149H229V147H233L234 148V152H235V154L234 155H236L237 157H239L238 159L240 160V161H242V163L244 162V160L243 159H245L246 157H251L250 155L251 154H253L252 152H251V150H249V148H252V146H251V143H252V145H253V143H254V141H256L258 138L256 137V136H252V135H249V136H246L247 134H248V132H250V130H248V132L246 133V134H244L245 136H244V138H246L247 140H243V138L242 139H240V138H238L237 137V134L241 131V130H243L244 132H245V130L250 126H252V124H255V125H257L256 124V121H257V119H258V117H260L261 115L262 116H264V84L262 85V84H254V83H252V84H249ZM14 84V83H13ZM30 84H32V83H29L28 84V86L30 85ZM37 84H39L40 85V83H39V81H38V83ZM41 84V85H42ZM194 84V83H193ZM201 84H203V82L201 83ZM245 84V83H244ZM246 84V85H247ZM16 85V84H15ZM39 85H36V84H34V85H31L30 87H29V89H27V95H25V98L28 100L27 102H28V104L27 105H29V107H33L34 105H35V103H36V101H37V99H38V97H39V94L41 93V87L39 86ZM231 85V84H230ZM237 85V84H236ZM235 85V86H236ZM28 86H27V88H28ZM43 86V85H42ZM96 86V85H95ZM118 86V85H117ZM120 86V85H119ZM155 86V87H154ZM182 86V85H181ZM194 86H195V84H194ZM14 87V86H13ZM94 87V86H93ZM93 87H92V90H93ZM97 87V86H96ZM95 87V88H96ZM207 87H209V88H207ZM230 88H231V86H229ZM20 88V87H19ZM18 88V89H19ZM97 89H98V87H97ZM182 89V88H181ZM25 90V89H24ZM92 90L89 88V92H90V95H91V92H92ZM113 90V89H112ZM231 90V89H230ZM238 90V89H237ZM241 90V89H240ZM97 91H99V90H97ZM96 91V92H97ZM187 92L186 94H185V92ZM227 91V92H228ZM242 91H244V90H242ZM26 92V91H25ZM95 92V91H94ZM115 92V91H114ZM198 92H199V94H198ZM23 94H25V93H23ZM147 94V93H146ZM147 94V95H148ZM165 94H164V97H165ZM209 94V93H208ZM212 94V93H211ZM146 95V96H147ZM168 95V94H167ZM174 95H172L173 97H176V96H174ZM234 95H238V93L236 94V93H234ZM233 95V96H234ZM163 96V95H162ZM170 96V97H169ZM206 96V95H205ZM94 97V96H93ZM152 97H150V98H152ZM194 97V98H193ZM44 98V97H43ZM86 98H88L89 99V97H85V99ZM94 98H96V97H94ZM94 98H90L89 99V101H86L85 99H83L79 104H81L80 105V108H81V110L83 111V115L85 114H90V113H92V114H94L95 113V110H93V106H94V104H95V100H94ZM160 98V97H159ZM171 95H168V98H166V100L165 99H162V100H164V101H166L165 103H167V105L169 106H174L175 107V104H173L172 103V101H171ZM189 98H188V100H189ZM205 98V97H204ZM212 98V96H210L209 98H205V99H207V100H210ZM218 98H220V97H218ZM97 99V98H96ZM177 99V98H176ZM175 100L174 99V102H176L177 103V105H178V101L179 100ZM200 99V100H199ZM98 100V99H97ZM107 100H109V99H107ZM183 100V101H182ZM197 100H199V101H197ZM218 100V99H217ZM217 100H213V101H211V102H217ZM99 101V100H98ZM104 101H106V100H104ZM104 101L102 102V103H104ZM155 101V100H154ZM22 102V101H21ZM100 102V101H99ZM110 102V101H109ZM163 102V101H162ZM184 102H186L187 103V99H185V101ZM184 102H183V104H184ZM194 102V103H193ZM206 102H208V101H206ZM219 102V101H218ZM23 103V102H22ZM98 103V102H97ZM96 103V104H97ZM216 106H217V103L215 104ZM102 106H104V104L102 105ZM179 107H181V105H178ZM215 106V108L217 109V107ZM100 107V106H99ZM177 107V106H176ZM193 107V106H192ZM79 108V109H80ZM97 108V107H96ZM101 108V110H103V108L102 107H100ZM100 108H98V109H100ZM194 108V107H193ZM94 109H95V107H94ZM201 109H206V108H201ZM207 109H209V108H207ZM206 109V110H207ZM213 109V108H212ZM225 109V108H224ZM97 110V109H96ZM107 110H109V108L108 109H106L105 110V112L107 111ZM192 110H194V109H192ZM200 110V109H199ZM110 111V110H109ZM197 111V110H196ZM202 112H203V110H201ZM205 111V110H204ZM82 113V112H81ZM108 113H110V112H108ZM37 114V113H36ZM39 114V113H38ZM90 115V117L91 116H93V115ZM97 114L98 113H96V116H97ZM105 114H107V112L105 113ZM104 114V115H105ZM222 114V113H221ZM220 114V115H221ZM235 114V115H236ZM43 115H44V113H43ZM82 115V114H81ZM95 115V114H94ZM98 115H100V114H98ZM108 115V114H107ZM42 115H40V117H41ZM109 116V115H108ZM32 118V120H33V118L35 117V115H34V117L33 116H31ZM39 117V116H38ZM90 117H85V116H83V120H84V118H85V120L87 119V118H90ZM107 117V116H106ZM30 118V117H29ZM37 118V117H36ZM34 119L33 121H35V120H37V123L35 122V124H37V126L36 127H38V125L40 124V122L38 123V120H39V118H37V119ZM93 118H95V117H91L90 118V120H91V122H94L93 120ZM260 118H263V117H260ZM259 118V119H260ZM30 119V122H27L26 123V128L27 129H25L26 130V132H25V130L23 131V132H21V130H23L24 129V127L22 128V127H20L21 128V130L20 129H18L17 130V128H19V127H17V128H15V130H17V134L18 133H28V134H30L31 132H33V130H34V132L33 133H31L29 136L27 135V139L29 140V141H27V139H26V141L27 142H30V143H32V141L35 139V138H37V140L40 138V137H45V135H47L48 133L49 134H51L52 132H48L47 133V129H49V128H47V129H45V128H42L41 130H44V131H40L39 130V132H38V129L35 127V125H33L34 124V122L32 121ZM42 119V118H41ZM103 119V118H102ZM205 119V118H204ZM258 119V123H259V125L261 124V122H260V120ZM105 119H103V121H104ZM206 120V119H205ZM205 120H203L204 121V123L202 122V124H205ZM40 121V120H39ZM97 121V120H96ZM99 121V120H98ZM103 121H101L102 123H103ZM33 122V123H32ZM87 123L89 122V121H86ZM30 123H31V125H30ZM92 123H90L89 125H91ZM209 124V123H208ZM28 125V126H27ZM30 125V126H29ZM181 125V124H180ZM193 126H194V124H192ZM207 125V124H206ZM211 126H212V124H210ZM31 126H33V127H35V129L33 128V127H31ZM173 126H175V127H173L174 129L176 128V127H178V125H174L173 124ZM187 126V125H186ZM30 127H31V129H30ZM49 127V126H48ZM89 127H91V126H89ZM88 127V128H89ZM182 127V125L180 126V128ZM188 127V126H187ZM199 127H200V125H199ZM249 127V128H250ZM260 128L258 125L256 126V128ZM93 127H91V129H92ZM179 127H178V129H180ZM186 128V127H185ZM184 128V129H185ZM205 128V127H204ZM212 128V127H211ZM248 128V129H249ZM254 128V126L252 127V129ZM256 128H254L255 130H256ZM9 129V128H8ZM14 129V128H13ZM37 129V130H36ZM174 129H172V130H170V131H166V134H165V138H167V136L168 137H170V136H172L173 134H174ZM177 129V130H178ZM190 129V128H189ZM198 129H200V128H198ZM206 129V131L208 132V127L207 128H205ZM209 129H210V127H209ZM1 130H2V132H5L6 131V129L4 128H2L1 129V127H0V138L3 136V135H1L2 133H1ZM5 130V131H4ZM29 130H32V131H30V133H29ZM177 130H176V133H177ZM201 130V133H205V132H202L203 131V129L201 128L200 129ZM255 130L253 131V132H255ZM257 130H259V129H257ZM10 131V130H9ZM182 132H183V130H181ZM247 131V130H246ZM190 132V131H189ZM193 132V131H192ZM253 132H251V133H253ZM11 133H15V131L13 130V132H12V130H11ZM15 133V134H16ZM35 133V134H34ZM89 133V132H88ZM87 133V134H88ZM179 133V132H178ZM191 133V132H190ZM195 134H196V132H194ZM193 133V134H194ZM208 133H210V132H208ZM250 133V134H251ZM6 134V133H5ZM86 134V135H87ZM180 134H181V132H180ZM184 132H183V134H181V137L182 136H184ZM194 134V135H195ZM19 135V134H18ZM34 135V136H33ZM92 135V134H91ZM90 135V136H91ZM95 135V134H94ZM175 135V134H174ZM177 135H179V134H177ZM202 135H204V134H202ZM253 135H254V133H253ZM12 136V135H11ZM16 136V135H15ZM19 136H22V135H19ZM33 136V137H32ZM36 136V137H35ZM186 136H189V137H187V138H189L190 139V134H186ZM205 136V135H204ZM203 136V137H204ZM213 136V135H212ZM3 137H5V136H3ZM2 137V138H3ZM35 137V138H34ZM87 136H85L84 138H79L78 139V145H77V142L73 139V144H72V146H74V141H75V146H77V150H76V148H73L74 150H76V151H78L79 153V155L78 156H83L84 155V153L87 151V150H85L84 148H87V145H85V144H88V143H86V138ZM177 137V136H176ZM200 137H202L201 135H200ZM7 138V137H6ZM12 138V137H11ZM13 138H14V136H13ZM26 138V136H24V139ZM78 138V137H77ZM91 138V137H90ZM10 139V138H9ZM23 139V141H25ZM32 139V140H31ZM4 140H6V139H4ZM3 140V141H4ZM8 140V139H7ZM7 140L6 141H4V143L5 142H7ZM10 140H12V139H10ZM180 140H181V138H180ZM1 142H2V139L0 140ZM16 141V139L14 140V142ZM36 141V140H35ZM72 141V140H71ZM213 141H215V140H213ZM9 142V141H8ZM12 143V144H15V143ZM26 142V143H27ZM90 142V141H89ZM215 144V145H216ZM7 145H8V143H7ZM115 145V144H114ZM193 145V144H192ZM86 146V147H85ZM110 146V145H109ZM189 145H185V147L183 146V149H182V147L180 148V149H182V150H184L183 152H181L179 155H180V157L182 158V159H187V160H189V159H191V157L193 158V154H197L198 156H199V154H201V150H196V148H194L195 147V145L194 146H190V147H193L195 150H193V148L192 149H190L189 147H188ZM81 148V150L79 151L78 149H80ZM215 147V146H214ZM256 147V146H255ZM107 148H108V146H107ZM107 148H105V150L107 149ZM185 148V149H184ZM188 148V149H187ZM264 148V147H263ZM40 149V148H39ZM89 149V148H88ZM178 150V151H181V150ZM259 149V148H258ZM36 150H37V148H36ZM35 150V151H36ZM46 150V149H45ZM49 150V149H48ZM48 150H46V151H42L43 153H40L38 150H37V152H35V151H33L34 152V157H33V159H32V161H30V159H31V157L29 158H27V161H28V159H29V161H30V163H31V165L29 164V162H28V164L30 165V168H27L28 170H25L26 172H24V173H22V171H21V168L19 169L20 170V174L22 173L23 175H22V178H24L23 179V182L25 183L24 184V188H22V192L23 193H20V191H19V193H20V195H19V193L18 194H16V196L15 197H13V196H11V195H9L10 193H9V191L10 190H12L13 188H17V187H19L18 185H16V183H15V181H16V179L14 178V177H18V176H20V174L19 173H16V175H13V176H11V175H9V174H7V175H9V176H11V177H13V179H9V182H7V189H2V191L0 192V202L2 201V200H7V201H9V202H11L12 203V209L14 210L13 212L14 213H12L11 211L12 210H9V208H11L10 207V205L9 206H7V208L8 209H5V210H0V222L3 220V219H5V218H10V217H13V216H15L16 218H17V222L15 223L16 225H15V227H14V230H16V231H18V232H20V235L24 232L25 233V231L27 230V228L29 229H32V228H34V227H37V225L40 223V225H39V229H36V230H40L41 231V228H40V226H41V224H42V220H41V218H44L45 220L47 219V218H49L50 216H49V206H50V202H51V200H52V195H54L55 196V193L53 192V191H55V190H53L54 188V182H56V180L55 179H58V178H60V174L61 173H59V174H57V173H55L56 171H58V170H55L54 168H52V169H49V168H46V170H44V172L43 171H41L42 170V168H44L45 166L47 167V165H45L44 167H41V164L43 163L42 162V160L47 156V158H49L48 156L49 155H47V154H50V152L49 153H45V152H48ZM74 150H73V152H74ZM164 150V149H163ZM263 150V152H264V149H262ZM261 150V148H260V151H258L257 153H259V152H261L262 151ZM118 151V150H117ZM116 151V152H117ZM177 151V150H176ZM195 151V153H193ZM33 152L31 153V154H33ZM81 152V153H80ZM113 152H114V150H113V148L112 149H110V147H109V150H107V152H105V155L107 156V157H103V161L102 160H99L100 161V163L98 162V163H96V162H93L92 160L91 161H89V160H86L87 162H86V164H84L80 169H78L79 171L76 173V175H72V178H71V182H70V184H69V187H68V189H67V191H66V193L64 194V196L61 194L60 196H63V199H60L63 203L61 204V202H60V204H61V206H60V204H59V206H58V209L59 210H57L56 211V209L54 210L53 209V207H52V209L54 210V211H56L57 212V214L56 213H54V216H53V214H52V216L53 217H55V220H54V218L53 217H51V219H53L54 220V222H53V220H52V222L49 220L48 222H51L54 226H52V224H51V226H50V224L48 225L49 227H51V228H49L48 227V229H50L49 231H48V238L50 237L51 238V241H52V246H54V251H56V253L58 254H60L61 256L60 257H63L64 259H65V261L62 259V261L61 262H63V264H85L84 263V258L87 256V249H88V247H89V244H88V242L91 240V239H89V235L91 234V232H92V230H87V229H89V228H86V226H90V224H91V222L89 221V223H87L86 224V221H85V218L86 217H88L89 218V216H91L90 214H87L88 216H86V211H84V213H85V215L83 214L82 215V211H81V209H82V205H79L80 207H78V204L77 203H80V201L78 200V202L76 203L75 202V199H76V196L78 195V194H80V193H82L84 196H85V198H86V200L88 201V200H91L94 204H97V206L99 207V206H101L102 208L105 206V204H107L109 201H110V199H111V195H110V193H112L113 192V190L114 191H116V189L115 188H118V186H120L121 184H123V185H125L124 186V188H125V193H127L126 195V200H125V202L124 203H126V207L125 206H123V207H125V208H122L121 210H120V212H118L119 213V215H118V217L120 216L121 218H122V221L121 222H123V224H122V226L124 225V228H125V230H129V228H131V227H138V226H140L139 228H141V225H144V222H146L145 221V218H144V216H142V215H138L139 213H141V214H143V213H148V205L147 204H149V197H150V194H151V191H152V187H151V185H150V187L149 186H147V184H146V182L144 181V180H142L141 178H138V179H135V177L133 178V179H129V181H125V180H127L126 179V171L125 170H127L128 169V167H127V163H129L130 165H131V163L129 162V160H126V158H125V156L123 157V155H122V157H123V159H121L122 160V162H123V160L125 159V161H127V163L125 162V164H123L122 165V163H121V161H120V163H118V164H120L121 166H116V168L118 167V168H120L121 167V169H123L124 168V170L122 171L121 169H120V171L119 172H115V173H111V175H109L107 178H104L105 177V172H107V170L108 171H110V167H111V163L110 164H107V159L109 158V156H116V152H115V154H113ZM165 152H167V151H165ZM233 152V153H234ZM263 152H261L262 154H263ZM52 153V152H51ZM77 153V152H76ZM87 153V152H86ZM86 153H85V155H86ZM107 153V154H106ZM176 153H178V152H176ZM176 153H175V155H176ZM208 153V152H207ZM211 153V152H210ZM230 153V152H229ZM256 153V152H255ZM260 153V154H261ZM53 154V153H52ZM90 154V153H89ZM164 154V153H163ZM227 154V153H226ZM226 154H223V153H219L218 152V154H216L215 155V161H212V159H210L209 161L211 162V164L213 165V167L211 168V170H210V172L208 173L207 171V173L209 174L208 176L206 175V177H209V182L208 183H206V185H204L203 187H202V189H201V195H202V200L201 201H207V199L210 197L211 199H210V201L209 202H206L207 203V206H209V208H210V210L211 211H217L216 213L218 214V212H220V208L222 209H225L226 207H225V205L226 204H233L232 203V200L235 198V200H236V197L237 196H235L234 195V193H233V196L231 195L230 196V200L228 201V203H227V200L226 199H222L221 200V197L220 196H223V194L224 193H222L224 190H223V187H222V185H221V182H220V179H219V175L221 174V173H223L224 171L225 172H228V173H233L234 172V170L236 169L237 170V168L238 167H236V165L234 166L235 168H233V169H231V167H233V166H231V167H224V168H226V170H223L224 168H222L221 166L222 165H220L221 163H222V161L223 162H225L226 161V157H228V154L226 155ZM262 154H261V156H262ZM30 155V154H29ZM119 155H121L120 153H118V156ZM125 155V154H124ZM178 155V156H179ZM204 155V154H203ZM203 155H201V156H199L200 158H202V156ZM231 154H229V156H230ZM233 155V156H234ZM30 156H33V155H30ZM74 156H76V155H74ZM178 156H177V158H178ZM245 156V158H243L242 159V157H244ZM263 156H264V154H263ZM262 156V157H263ZM55 157V156H54ZM54 157H51V158H49V159H52V158H54ZM85 157V156H84ZM171 157H173V156H171ZM176 157V156H175ZM179 157V158H180ZM195 157H197V156H195ZM261 157V158H262ZM26 158V157H25ZM68 158V157H67ZM76 158V157H75ZM87 158V157H86ZM106 158V159H105ZM112 158V157H111ZM169 158H170V156H169ZM180 158V159H181ZM203 158H205V157H203ZM202 158V159H203ZM211 158V157H210ZM77 159V158H76ZM85 159V158H84ZM88 159V158H87ZM193 159H196V158H193ZM197 159H199V158H197ZM208 158H206V160H207ZM230 159V158H229ZM68 160V159H67ZM69 160L71 161V164H73L74 165V160L71 158H69ZM73 160V161H72ZM78 160V159H77ZM177 160V159H176ZM179 160V159H178ZM178 160H177V162H178ZM192 160V159H191ZM214 160V159H213ZM49 161V160H48ZM47 161V162H48ZM66 161V160H65ZM76 161V160H75ZM82 161V160H81ZM98 161V160H97ZM208 161V163H210ZM236 161H237V159H236ZM248 161V160H247ZM263 161V162H262ZM262 164L261 163H259V164H261L260 165V170L257 172V174L259 175V179H261V177L263 178L264 177V159H262ZM51 162H52V160H51ZM54 162H55V160H54ZM68 162V161H67ZM79 162V161H78ZM191 162H193V161H191ZM214 162V163H213ZM237 162H239V161H237ZM237 162H235V164L237 163ZM50 163V162H49ZM48 163V165H50ZM57 163V162H56ZM77 163V162H76ZM179 163H180V161H179ZM239 163H241V162H239ZM241 163V165H243ZM245 164H248V163H246V162H244ZM47 164V163H46ZM53 164V163H52ZM55 164V163H54ZM79 164V163H78ZM82 164V163H81ZM117 164V165H118ZM188 164H190V163H188ZM226 164H227V162H226ZM234 164V163H233ZM233 164H230V165H233ZM244 164V166H246ZM43 165V164H42ZM57 165V164H56ZM55 165V166H56ZM80 165V164H79ZM109 165H110V167H109ZM113 165V164H112ZM134 165V164H133ZM182 165V164H181ZM183 165H185V164H183ZM211 165V166H212ZM229 165V166H230ZM241 165H240V168L239 169H241V171H239L240 172V174L242 175L243 173L245 174V172L247 171V168L246 167H244V166H242L241 167ZM1 167H2V165H0ZM81 166V165H80ZM123 166H125V167H123ZM210 166V164H209V167H211ZM226 166H228V164L226 165ZM50 167V166H49ZM74 167H76V165H74ZM131 167H132V165H131ZM170 167V166H169ZM191 167H192V165H191ZM258 167H259V165H258ZM5 168H6V165H5ZM16 168H18V167H16ZM41 168V169H40ZM72 168V167H71ZM78 168V167H77ZM127 168V169H126ZM228 168V169H227ZM230 168V169H229ZM249 168V167H248ZM45 169V168H44ZM54 169V170H53ZM57 169V168H56ZM99 170V172L97 171V173H100V171H101V176H104L103 178L102 177H100L101 178V180H100V178H98L97 176H99L100 174H97V173H93L95 170ZM167 169H168V167H167ZM170 169V168H169ZM172 169V168H171ZM171 169L169 170L170 172H166V170H163L164 172L163 173H165V176L166 177H168V178H170V177H174L175 179H177V181L179 180L182 184H183V186H185V187H187V188H190L191 189V193H186V195H187V198H186V200L188 199V195H190V196H192V197H194L195 199H196V197L194 196V194L196 193L195 192V190H196V186H195V183H194V181H192L193 180V175H192V179H191V177H190V175H191V172H190V174H189V172H188V170H183V171H180V169H179V171H175V169H174V171H171ZM210 169V168H209ZM223 170V171H219V170ZM7 170V169H6ZM18 170V169H17ZM116 170H118V169H116ZM148 171L145 173V175H147L146 177H148V178H152L153 177V175L155 174L154 172H155V170L154 169H152L151 170V168H150V170L149 169H147ZM4 170H2V176H3V174H5V172H3ZM8 171V170H7ZM55 171V172H54ZM124 171H125V173H124ZM209 171V170H208ZM238 171V170H237ZM250 170L248 169V172H249ZM253 171H255V170H253ZM40 172H43L44 173V175L43 174H41V175H43V176H45L44 178H43V180L44 181H47V182H49V183H46V184H51V183H53V184H51L53 187H52V195L50 196V198H49V201H48V199L46 200V199H43V200H45L43 203L45 204V206H41L42 208H44L45 209V211H41V209L42 208H40V211L41 212H38V214L39 215H34L37 211H39L38 210V207H37V205L40 203L41 205H44V204H42L41 202L43 201L42 200V198H46V197H48L49 195L48 194H51V193H47V191L49 190V189H47L48 188V186H50V185H47V187H44L46 184H44V182H43V180H41V178L39 179L40 180V182L42 181L43 183H41V184H39V185H43L42 187L43 188H46L47 190L45 191V189H41V188H39L38 189V186L39 185H37V186H33L34 185V181H32V183H30V182H28L30 179H33L35 176H37L38 174L40 175ZM61 172V171H60ZM193 172H194V170H193ZM192 172V173H193ZM1 173V172H0ZM13 173V172H12ZM55 173V174H54ZM158 173V172H157ZM156 173V174H157ZM161 173V172H160ZM160 173H159V175H160ZM19 174V175H18ZM57 174V175H56ZM73 174H75L74 173V171H73ZM95 174H97V175H95ZM102 174H104V175H102ZM106 174H109V172H107ZM250 174V173H249ZM253 174V173H252ZM1 175H0V177H1ZM7 175H6V177H7ZM62 175V174H61ZM68 175H69V173H68ZM67 175V176H68ZM94 175L98 178V180H97V178H93L94 177ZM131 175H133V174H131ZM158 175V176H159ZM57 176H59V177H57ZM155 176V175H154ZM195 176V175H194ZM4 177H5V175H4ZM54 177V179H51V178H53ZM55 177H57V178H55ZM137 177V176H136ZM196 178H197V176H195ZM96 179V180H94L93 182H92V180L90 181V179ZM222 178V177H221ZM36 179V178H35ZM46 179V180H45ZM49 179H51L50 181H49ZM62 179V178H61ZM141 179V180H140ZM158 180L156 177L154 178V180ZM2 180V179H1ZM8 179H6L5 181H7ZM27 182H26V181ZM38 180V179H37ZM36 180V181H37ZM54 180V182H51V181H53ZM226 180V179H225ZM224 180V181H225ZM3 181V180H2ZM176 181V182H177ZM19 182V181H18ZM40 182H38V183H40ZM51 182V183H50ZM60 182V181H59ZM154 182V181H153ZM255 182V181H254ZM180 183V184H181ZM258 183V182H257ZM56 185H58L57 183H55ZM197 184V183H196ZM239 184V182L238 181H236L235 182V185H238ZM20 185H22V184H20ZM36 185V184H35ZM55 185V186H56ZM200 185V184H199ZM199 185H198V187H199ZM253 186H254V183L252 184ZM16 186V187H15ZM31 186H33V188L31 187ZM35 187H37V188H35ZM57 187V186H56ZM99 187H101V189H107L110 193L108 194V195H104L103 197H100V198H97V197H94V196H92V192L93 191H95V188L97 189V188H99ZM121 187V186H120ZM50 189H51V187H49ZM154 188V187H153ZM161 188V187H160ZM172 188V187H171ZM171 188H169V189H171ZM18 189V188H17ZM57 189V188H56ZM185 189V188H184ZM249 189H250V187H249ZM27 190H28V192H27ZM30 190H32L31 191V193L33 192V195L34 194H36V193H38L39 194V196H42L41 198L38 196V197H36L35 195V198L36 199H38V198H40L41 199V201H39L40 199H38V204H37V202L35 201V198H34V196L32 195V198H34V201L35 202H33V203H35V204H33L32 206H34V205H36L35 206V208H34V210H36V212L34 211V210H32V212L31 213H34L33 215L31 214V213H29V214H27L26 212L28 211V209H27V211H26V209H25V206L27 205V204H25L26 202H25V199H26V197H30V196H26L27 194H30L29 193V191ZM199 190V189H198ZM232 190H233V188H232ZM24 191H25V195H24ZM45 191V192H44ZM59 191V190H58ZM57 191V192H58ZM172 191V190H171ZM235 191V190H234ZM36 192V193H35ZM51 192V191H50ZM168 192H170V191H168ZM176 192V191H175ZM227 192V191H226ZM14 193H15V191H14ZM54 193V194H53ZM96 193V192H95ZM108 193V192H107ZM177 193H178V190H177ZM176 193V194H177ZM184 193V192H183ZM182 193V194H183ZM229 193V192H228ZM236 193V192H235ZM13 194V193H12ZM100 194V193H99ZM173 194V193H172ZM197 194V193H196ZM230 194V193H229ZM19 195V196H18ZM56 195H58L59 196V192H58V194H56ZM122 195V194H121ZM180 194L178 193V196H179ZM227 194H225V196H226ZM237 195V194H236ZM79 196H81V195H79ZM98 196V195H97ZM115 196V195H114ZM124 196H125V194H124ZM137 196H141L143 199L141 200V201H139V202H137V200L139 199H137L136 201L134 200L135 199V197H137ZM177 196V197H178ZM182 196V195H181ZM183 196H184V194H183ZM182 196V197H183ZM186 197V196H185ZM201 197V196H200ZM238 197H239V195H238ZM237 197V198H238ZM54 198V197H53ZM61 198V197H60ZM79 198V197H78ZM124 198V199H125ZM198 198V197H197ZM80 199V198H79ZM227 199H228V197H227ZM77 200V199H76ZM83 199H81V201H82ZM190 200H193V199H191L190 197H189V200H187V201H189V202H191ZM200 200V199H199ZM55 201H58L59 202V200H55ZM194 201V200H193ZM193 201H192V203H193ZM197 201V200H196ZM222 201V202H221ZM241 201V200H240ZM253 201H254V199H253ZM8 202V203H9ZM111 202H112V200H111ZM195 202V201H194ZM203 202H202V204H203ZM204 202V203H205ZM258 203H254V204H252L253 206H255V207H257V206H261L262 208H264V200L262 199H260L259 201H257ZM82 203V202H81ZM80 203V204H81ZM242 203V202H241ZM52 204H54V202L52 203ZM84 204H87V202L85 201V203ZM3 205H4V203H3ZM8 205V204H7ZM57 205V204H56ZM90 205V204H89ZM122 205H123V203H122ZM222 205H224L223 207H221ZM6 206V205H5ZM29 206H30V204H29ZM31 206V207H32ZM53 206V205H52ZM110 206V205H109ZM238 206H240V205H238ZM60 207V208H59ZM84 207V206H83ZM87 207V206H86ZM93 207H94V205H93ZM151 207V206H150ZM225 207V208H224ZM85 208V207H84ZM101 208V209H102ZM30 209H32V208H30ZM89 208H87V210H88ZM83 210H85V209H83ZM106 210V209H105ZM26 211V212H25ZM34 211V212H33ZM89 211V210H88ZM154 211V210H153ZM262 211H264V210H262ZM30 212V211H29ZM227 212V211H226ZM40 213H41V215H40ZM44 213V214H43ZM214 213V212H213ZM223 213V211L221 212V213H219V215L220 214H222ZM50 214H51V212H50ZM224 214V213H223ZM227 214V213H226ZM138 215V216H137ZM148 215V214H147ZM147 215H145V216H147ZM149 215H150V213H149ZM209 215V214H208ZM212 215V214H211ZM216 215V214H215ZM86 216V217H85ZM217 216V215H216ZM117 217V218H118ZM156 217V216H155ZM148 218V217H147ZM222 218V217H221ZM87 219V218H86ZM89 219H91V217L89 218ZM88 219V220H89ZM92 219H95V217L93 218L92 217ZM209 219V218H208ZM16 220V219H15ZM40 220H41V222H40ZM148 220V219H147ZM150 220V219H149ZM148 220V221H149ZM182 220V219H181ZM184 220V219H183ZM223 220V219H222ZM253 220V219H252ZM187 222H189L188 220H186ZM94 222V221H93ZM150 222V221H149ZM185 222V221H184ZM215 222V224L213 223V222H211V223H209V225L207 226V228L206 229H204L202 226L203 225H199L198 227H196L197 229H196V231L198 232L197 234L199 235V232H201L200 234H202L203 233V236H205L204 234L205 233H207V232H209V235H210V233L214 236L215 235V237H217V235L219 234L220 235V231L221 230H219V231H217V228L219 227L218 225H216V224H218L219 222L217 221H214ZM221 222V221H220ZM251 222V221H250ZM253 222V221H252ZM257 222H259V223H264V213L262 214V215H259V217H258V220L257 221H255V223H253V225L254 224H257ZM146 223H148V222H146ZM152 223V222H151ZM150 223V224H151ZM203 223H205V222H203ZM175 224L176 225H178L179 224V222H178V224H177V222H175ZM43 226H44V224H42ZM220 225V224H219ZM12 226V225H11ZM45 226L47 227V225L45 224ZM88 226V227H89ZM220 226H222V225H220ZM259 226V225H258ZM13 227V226H12ZM92 228V227H91ZM143 228H145V227H143ZM220 228V227H219ZM252 228V227H251ZM260 228V227H259ZM26 229V230H25ZM29 229V231L31 232V231H34L33 229L32 230H30ZM132 229V228H131ZM137 229V228H136ZM221 229V228H220ZM255 229V228H254ZM257 229V228H256ZM25 230V231H24ZM43 230V229H42ZM83 230H86L88 233H90V234H87V232L86 231H83ZM94 230H95V228H94ZM103 230V229H102ZM259 229H257V231H258ZM82 231H83V233H82ZM91 231V232H90ZM101 231V230H100ZM104 231L107 233V231L104 229ZM138 231V230H137ZM191 231H194V229H191ZM12 232V231H11ZM10 232V233H11ZM22 232V233H21ZM35 232V231H34ZM42 232V231H41ZM94 232V231H93ZM131 232V231H130ZM141 232H142V229H141ZM180 232H181V234L183 235V237L184 238H186L187 239V236H188V232L187 231H183L181 228H180ZM220 232V233H219ZM253 232V231H252ZM256 232V231H255ZM9 233V235H11ZM14 233V232H13ZM78 233H81V235H79ZM84 233H86L87 235H88V238H86V235L84 234ZM95 233V232H94ZM92 234V236L94 235V238H95V235L97 234V231H96V234ZM139 233V232H138ZM17 234V233H16ZM76 234L77 235H79L80 237H83V236H85L84 238H86V240L87 239H89V241L88 242H86V244H87V246L88 247H84V249L85 250H83V248H82V250H81V248H78L79 247V241H78V243H77V246L75 245V241L77 240V238H76ZM100 234V233H99ZM102 235H103V233H101ZM128 234H129V231H128ZM141 234H143V233H141ZM208 234V233H207ZM217 234V235H216ZM222 234V233H221ZM7 235V234H6ZM19 235V234H18ZM17 235V236H18ZM25 235H26V233H25ZM35 235V234H34ZM37 235H38V233H37ZM98 235V234H97ZM148 235V234H147ZM167 235V234H166ZM208 235V236H209ZM258 235H261V234H259L258 233ZM4 236V235H3ZM16 236V237H17ZM36 236V235H35ZM38 236H40V234L38 235ZM42 236V235H41ZM40 236V237H41ZM92 236L90 235V237L92 238ZM145 236V235H144ZM151 236V238H152V240H161V238L163 239V241L164 242H170V236H171V234H169L168 236H162V237H160V236H158V235H153L152 236V234L150 235ZM174 235H172V237H173ZM213 236H211V239H212V237ZM221 236V235H220ZM262 236V235H261ZM11 237H15V235L14 236H12L11 235ZM21 237V236H20ZM23 237V236H22ZM21 237V238H22ZM69 237H73V238H76L75 240L74 239H71V241L69 240H67V238H69ZM79 237V238H80ZM103 237V239H102V241H97V246H95V245H93V244H95V242H91L90 241V243H92L91 245H90V251L92 250V249H94V247H98V252L99 251H101V252H99L98 254H103V255H101V256H105V258L106 259H104V261L106 260L107 262L105 263L104 261V263H102V264H127V261H126V259H125V257H124V255H126L125 254V250H123V249H128V250H130L131 248H132V246H133V241H136V243L135 244H138V243H140V242H142V241H144V239L141 237V238H137V239H135V240H133V238H131V237H127V236H117V237H114V236H102ZM215 237H213V238H215ZM260 237V236H259ZM5 238V237H4ZM18 238V237H17ZM84 238H82L83 240H84ZM98 238V237H97ZM147 238H149V236H147ZM174 238H175V236H174ZM261 238V237H260ZM1 239L3 240V237H1ZM0 239V240H1ZM8 239H10V238H8ZM15 239V238H14ZM20 238H18V240H19ZM209 239V238H208ZM219 239V238H218ZM4 240H6V239H4ZM36 240V239H35ZM50 240V239H49ZM74 240V241H73ZM80 240V239H79ZM99 240H100V238H99ZM12 241V243H14V244H18L19 245V243L15 240V241H13V239H10V242ZM82 241V240H81ZM85 241V240H84ZM84 241H82V242H84ZM36 242V241H35ZM82 242H80V243H82ZM32 243V242H31ZM84 244V243H83ZM109 244V245H108ZM0 245H1V242H0ZM8 245V244H7ZM108 245V246H107ZM168 245H170V244H168ZM185 245V244H184ZM2 246V245H1ZM5 246H6V244L4 245V246H2V247H0L1 248V250H0V253L2 254V250L4 251L5 249H7V248H5ZM11 246V245H10ZM23 245H19L18 247H19V249H20V251L22 252L23 250H25L24 248L25 247H27V246H23ZM31 246V245H30ZM136 246V245H135ZM167 246V245H166ZM173 246V245H172ZM171 246V247H172ZM4 247V248H3ZM14 247V246H13ZM34 247V246H33ZM80 247H82V246H80ZM169 247V246H168ZM17 248V247H16ZM205 248V247H204ZM203 248V249H204ZM8 249H10L9 248V246H8ZM15 249V248H14ZM21 249H23V250H21ZM27 249V248H26ZM172 249V248H171ZM34 250V249H33ZM94 250H96V249H94ZM94 250H93V252H94ZM170 250V249H169ZM211 250V249H210ZM89 251V252H90ZM122 251H124V253H122ZM167 251V250H166ZM12 252V251H11ZM11 252L9 253V254H11ZM24 253L23 254H25V251H23ZM27 252V251H26ZM88 252V253H89ZM96 252H97V250H96ZM96 252H94V253H96ZM170 252V251H169ZM210 252V251H209ZM13 253V252H12ZM15 253H16V251H15ZM15 253H14V255H15ZM188 254H186V256H185V258H186V260L187 261H189V262H191V260H193V258H195L194 257V254L196 253H192V252H187ZM193 255H192V254ZM212 253V252H211ZM3 254H5V251H4V253ZM22 253H20L19 255H21L20 257L16 254V256L17 257H19V259L22 257V255H23ZM93 253L92 252H90V254L89 255H92ZM97 254V253H96ZM96 254H94V255H96ZM13 255V256H14ZM1 256V255H0ZM7 256V255H6ZM16 256H14L15 258H16ZM208 256H210V255H208ZM2 257V256H1ZM5 257V256H4ZM100 257V256H99ZM3 258V257H2ZM2 258H0V259H2ZM8 258V257H7ZM15 258H13L12 257V259H13V261L11 260V262L10 263H8V264H15L17 261H15ZM128 258V257H127ZM184 258V257H183ZM18 258H16V260H17ZM22 259V258H21ZM30 260V259H29ZM185 260V259H184ZM15 261V262H14ZM229 261H231V260H229ZM250 261L251 260H249V263H250ZM3 262V261H2ZM27 262H29V261H27ZM94 262V261H93ZM141 262H143V261H141ZM5 263H7V262H5ZM18 263H19V261H18ZM17 263V264H18ZM95 264H101L100 262H98V263H96V262H94ZM228 264H229V262H227ZM226 263V264H227ZM231 263V262H230ZM233 264L235 263V262H232ZM0 264H3V263H1L0 262ZM20 264V263H19ZM61 264V263H60ZM130 264V263H129ZM139 264H141L140 262H139ZM144 264H149V259H145V261H144ZM170 264V263H169ZM216 264V263H215ZM221 264V263H220ZM222 264H224V263H222ZM239 264V263H238ZM242 264H244V263H242Z\"/></svg>","mask_w":264,"mask_h":264}]
</instances>
